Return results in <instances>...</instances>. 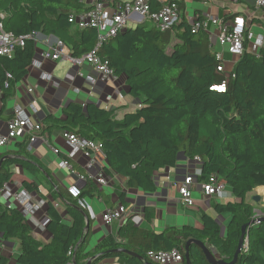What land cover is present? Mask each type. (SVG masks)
<instances>
[{
	"label": "trees",
	"instance_id": "16d2710c",
	"mask_svg": "<svg viewBox=\"0 0 264 264\" xmlns=\"http://www.w3.org/2000/svg\"><path fill=\"white\" fill-rule=\"evenodd\" d=\"M176 2L182 15L172 30L161 32L144 21L105 43L99 52L115 75L125 79L129 95L141 100L140 108L117 120L111 111L95 103L70 102L63 108L61 118L48 116L42 129H60L101 143L109 168L127 180L128 189L145 193L156 192L158 172L199 158L198 182L216 175L235 198L234 202L214 206L217 217H231L226 232L218 218L206 213L201 215L202 228L169 227L162 233L138 226L131 214L117 236L108 235L89 250L87 217L67 191L57 190L54 196L65 202L70 224L64 223L57 207L48 202L46 229L52 239L46 244L34 237L20 209L0 202V234L19 243L17 264H88L91 260L98 264L108 258H118L123 264H153L148 259L149 252L174 249L183 253L187 264L185 247L192 239L202 241L227 264L234 261L242 227L255 219L256 207L247 201V196L264 187V46L256 56L247 51L246 42V52L228 78L226 73L218 72L221 63L208 32L202 29L193 33L184 15V3ZM161 7L158 0L151 1L152 12ZM89 10L83 0H0V21L6 32L17 37H55L72 57L79 58L94 49L97 31L78 29L69 19ZM33 44L31 40L17 48L13 58L0 56L3 102L14 95L16 85L27 76ZM9 73L12 80L7 79ZM224 82L225 92L214 89ZM3 112L0 107V118L1 114L5 116ZM28 140L16 144V155L21 159L2 162L0 191L12 182L14 165L34 175L38 173L28 151ZM23 187L40 195L35 182L24 181ZM120 198L128 206L124 193ZM147 218L151 220V214ZM91 226L90 220L88 232ZM122 250L131 254H123ZM189 254L191 264H210L196 244L190 245ZM0 264L9 261L0 257ZM236 264H264V221L248 228V245Z\"/></svg>",
	"mask_w": 264,
	"mask_h": 264
},
{
	"label": "crops",
	"instance_id": "0c3cea01",
	"mask_svg": "<svg viewBox=\"0 0 264 264\" xmlns=\"http://www.w3.org/2000/svg\"><path fill=\"white\" fill-rule=\"evenodd\" d=\"M175 1L184 3V15L189 23L196 17L206 18V16L218 17L222 22H231L240 15L246 18L248 30L252 31L256 36L264 34V10H258L250 0H243L239 3H234L232 0ZM83 3L87 5L86 0H83ZM210 31L214 37L212 40L213 47L220 46L215 38L217 29L211 26ZM32 41L34 42V55L28 68L27 76L16 85L14 95L11 98L3 102L0 96V107H3L5 115L2 116L1 114L0 135H5L7 132L6 123L8 120L3 118L6 116L13 118L15 109L18 107L24 108L30 113L35 123L39 122L41 124L50 115L61 118L63 116V108L70 102L80 105L90 102L95 103L111 111L116 115L117 120H121L127 113L135 112L141 107V100L134 99L129 95L128 87L123 77L117 76L113 83L105 84L100 81L99 74L88 65L80 67L67 60L52 61L51 59H45L43 57L44 53L53 54L54 52L58 42L55 37L37 34ZM223 50L219 49L218 51ZM65 54L72 56L66 47ZM11 58H13V55ZM228 58L230 61L233 60L234 63L238 61L225 54V60ZM46 75H51L52 79L47 80L45 78ZM30 88L33 89L32 93L28 92ZM62 133L63 131L60 129H54L52 132L42 131L36 135L35 142L28 140V151L34 158L33 162L38 169L36 175L20 165L12 167L13 178L12 182L9 183L12 190H23L24 181L35 182L39 186L40 195L29 192L36 199L39 209L33 216L27 218L37 240L46 244L52 239V235L46 229L48 202H52L57 207L64 217V223L70 224V220L66 217L67 206L60 196H54V191H67V188L72 184L77 185L85 193L84 197L91 204L97 215V219L91 220L92 226L90 232H88L89 250L108 235H118L122 224L115 222L111 226H106L102 215L107 210L115 209L122 204L120 198L122 193L125 194V201L128 205V216L134 214L138 226L156 233H162L169 227L181 228L190 226L202 228L201 215L203 213L218 218L223 227V232H226V226L231 217L228 214L217 217L214 212V206L219 203L235 201L231 191L227 188L222 197L206 198L201 189L198 186H194L191 190V206L181 203L180 189L187 177H191L198 182V177L201 173L200 162L185 160L179 162L175 168H167L158 172L155 178L156 192L145 193L141 190L128 189L127 180L109 168L103 155H97L98 164L90 173L97 175L103 169L104 176L110 182L108 187H103L87 179L88 173L85 170V165L88 161L82 155L71 161L74 173H69L59 167V163L70 151ZM22 141L19 140L7 147L0 148V157L5 155V157L11 156L21 159L22 157L16 155V144ZM53 149H58L60 154H54ZM80 176H85L86 179L81 180ZM259 189H264V187ZM247 201L256 205L255 218H262L263 216L257 211L264 205H259V202H255L253 199L250 200L249 195L247 196ZM0 202L5 203L1 195ZM147 208L148 211H146ZM149 214H151L152 219L148 221L147 216ZM209 249L220 260L217 252L211 248ZM19 254V243L14 240H7L0 234V257L6 258L9 264H17ZM98 264L123 263L118 258H108Z\"/></svg>",
	"mask_w": 264,
	"mask_h": 264
},
{
	"label": "built area",
	"instance_id": "2783aa9c",
	"mask_svg": "<svg viewBox=\"0 0 264 264\" xmlns=\"http://www.w3.org/2000/svg\"><path fill=\"white\" fill-rule=\"evenodd\" d=\"M90 10L82 15H71L69 22L77 26L78 29H95L97 31V43L94 49L82 57L75 58L65 54V45L58 41L53 54L44 53L45 59L52 61L67 60L75 65L82 67L88 65L92 67L98 74L100 81L108 84L113 83L117 77L114 70L109 66L107 61H104L99 52L105 43L117 38L120 34L126 31L130 25H139L148 20L154 24L161 32H167L181 21V11L179 4L175 0H158L162 7L156 11L151 10L152 0H86ZM234 3H239L243 0H232ZM254 3L258 10H264V0H250ZM193 33L199 30L208 32L212 42L214 39L210 27L214 26L217 29L216 42L224 50L217 51L216 58L220 61L218 72L226 73L227 77L231 76L225 69V54L230 55L235 61L239 60L246 52V42L248 44L247 51L253 47L250 52L259 56L261 48L264 46V34L256 36L252 31L248 30V23L245 17L239 16L231 22H222L218 17L206 16V18H195L191 21ZM37 34L17 37L12 33L4 30L3 24L0 21V56L11 57L17 48L25 47L28 41L34 40ZM47 80H51V75H46ZM7 79L12 80L13 76L7 74ZM92 81L91 79H89ZM8 81L5 87H8ZM227 82L222 86L214 87L215 90L225 92ZM33 89L28 92L32 93ZM110 99V98H109ZM7 132L5 135H0V148L7 147L13 142L29 139L30 142L36 141V135L43 131L42 124L34 122L30 113L24 108L18 107L15 109V114L12 119L7 121ZM63 138L67 142L70 151L65 158L59 163L62 170L69 173H74L71 161L82 155L87 159L85 170L88 173L87 179L96 182L97 184L108 187L110 182L104 176L103 169L99 174L93 175L90 173L98 164L97 155L105 157L103 146L101 143L85 139L74 133L63 131ZM54 154L59 155L58 149H53ZM106 158V157H105ZM194 161L200 162L199 158ZM81 180H85V176H80ZM194 186H198L206 198L222 197L226 191V186L222 184L216 175H212L204 182H196L193 178L187 177L180 189L181 203L186 206H191L192 195L191 190ZM68 194L76 200L77 206L86 212L88 220L97 219V215L88 202L82 195L81 189L72 184L67 188ZM2 200L7 206H16L21 213L26 217L33 216L39 209L36 199L26 190L14 191L9 184H5L0 191ZM129 214L128 206L120 204L115 209H109L103 213L102 218L106 226H111L118 222L123 224ZM248 245V244H247ZM247 248V246H246ZM148 259L153 264H185L183 253L174 249L169 252H149Z\"/></svg>",
	"mask_w": 264,
	"mask_h": 264
},
{
	"label": "water",
	"instance_id": "95a60500",
	"mask_svg": "<svg viewBox=\"0 0 264 264\" xmlns=\"http://www.w3.org/2000/svg\"><path fill=\"white\" fill-rule=\"evenodd\" d=\"M57 40V39H56ZM58 41V40H57ZM13 157L11 156H6L4 157L1 161H0V168H1V164L4 160H7V159H12ZM15 158V157H14ZM253 200L255 202H258L260 200L259 196H256L253 198ZM78 209L83 212V214L87 217V225H86V229H85V235L88 234V230H89V225H90V220H88V216L86 214L85 211H83L82 209H80L78 207ZM264 221V217L262 218H255L251 221V223L247 224V225H244L242 227V234H241V238H240V241H239V245H238V248H237V251L235 253V257H234V261L231 263V264H236L237 260H238V256L240 255V253L246 248L247 244H248V228L252 225H256V224H259L261 222ZM83 240V239H82ZM82 242V241H81ZM80 242V243H81ZM192 244H196L197 246H199L207 261L210 263V264H227L224 260H218L211 252V250L208 248V246H206L202 241H199V240H195V239H192V240H189L186 244V247H185V252H186V263L187 264H191V261H190V254H189V247L190 245ZM123 254H131L130 252L126 251V250H122L121 251ZM75 264V263H74ZM88 264H93L92 263V260L88 262Z\"/></svg>",
	"mask_w": 264,
	"mask_h": 264
},
{
	"label": "rangeland",
	"instance_id": "374dc122",
	"mask_svg": "<svg viewBox=\"0 0 264 264\" xmlns=\"http://www.w3.org/2000/svg\"><path fill=\"white\" fill-rule=\"evenodd\" d=\"M145 22H147V24H148L149 27L154 26V24L151 21L146 20ZM137 26L138 25H136V24L135 25H131L130 28H136ZM213 48H214L213 49L214 51H216V50L218 51L219 49L223 50V48L221 46H214ZM252 51H253V47L250 48V51L249 52H252ZM224 65H225L226 72L227 73H231L233 71V69H234L235 63L233 62V60L230 61L229 58H228V59L225 60ZM128 133L131 134V130H129ZM256 196H259V198H260V200L258 201L259 202V205H264V189H259V190L256 189L253 193L249 194L250 200H252L253 197H256ZM254 206H256V205H254ZM257 213H259L261 216L264 217V207H262L261 209H259L257 211ZM118 260H120V259H118Z\"/></svg>",
	"mask_w": 264,
	"mask_h": 264
}]
</instances>
